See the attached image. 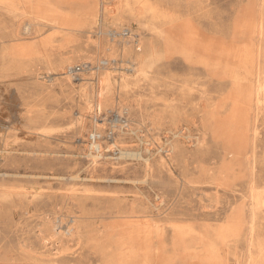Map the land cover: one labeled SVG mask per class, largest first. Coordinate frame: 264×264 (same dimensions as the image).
Segmentation results:
<instances>
[{
  "label": "rangeland",
  "instance_id": "obj_1",
  "mask_svg": "<svg viewBox=\"0 0 264 264\" xmlns=\"http://www.w3.org/2000/svg\"><path fill=\"white\" fill-rule=\"evenodd\" d=\"M0 264H264V0H0Z\"/></svg>",
  "mask_w": 264,
  "mask_h": 264
},
{
  "label": "bare ground",
  "instance_id": "obj_2",
  "mask_svg": "<svg viewBox=\"0 0 264 264\" xmlns=\"http://www.w3.org/2000/svg\"><path fill=\"white\" fill-rule=\"evenodd\" d=\"M99 29V28H98ZM93 137V136H92ZM95 137V136H94ZM148 146V145H147ZM90 150H94V154H92V153H89L88 154V156L92 159V160H97V159H99V158H101L102 156H100V146H99V144L98 143H95V142H93V143H91L90 144ZM113 151V150H112ZM107 152H109V151H107ZM146 152V151H145ZM121 155V157L123 156V157H127V156H132V154H129V153H121L120 154ZM93 162V161H92ZM61 181V180H60ZM117 183V182H116Z\"/></svg>",
  "mask_w": 264,
  "mask_h": 264
}]
</instances>
